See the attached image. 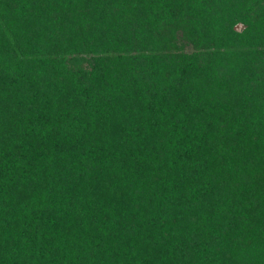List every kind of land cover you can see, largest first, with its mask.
<instances>
[{
    "label": "trees",
    "instance_id": "obj_1",
    "mask_svg": "<svg viewBox=\"0 0 264 264\" xmlns=\"http://www.w3.org/2000/svg\"><path fill=\"white\" fill-rule=\"evenodd\" d=\"M0 264H264V0H0Z\"/></svg>",
    "mask_w": 264,
    "mask_h": 264
}]
</instances>
